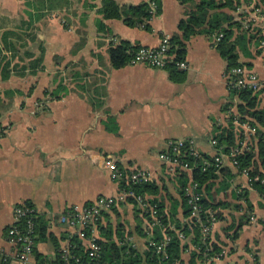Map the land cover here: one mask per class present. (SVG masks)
<instances>
[{
	"label": "crops",
	"instance_id": "0c3cea01",
	"mask_svg": "<svg viewBox=\"0 0 264 264\" xmlns=\"http://www.w3.org/2000/svg\"><path fill=\"white\" fill-rule=\"evenodd\" d=\"M110 1L122 11L147 2ZM105 2L0 0V264H19L5 263L2 254L10 251L5 234L20 204H30L47 222V236L35 247L43 261L33 258L31 264H57V252L73 234L59 217L73 205L116 197L112 165L152 172L160 198L170 207L177 191L161 159L168 142L192 140L199 152L212 156L213 127L225 124L229 114L224 107L232 104L230 110L236 113L238 100L229 94L228 64L217 50L215 35L185 41L187 69H178L179 75L145 64L114 68L109 61V50L121 42L158 47L164 39L181 36L188 3L162 0L144 27L129 26L123 15L105 18ZM238 9L236 19L243 13ZM258 13L248 18L263 27L264 15ZM239 54L242 68L264 82L262 53L257 55L252 47ZM4 64L7 75L2 73ZM258 107L264 109V89ZM242 128L248 138L252 130L245 124ZM223 166L231 171L225 177L228 187L216 185L212 192L226 207L220 208L223 218L212 239L225 251L224 264H264L261 197L227 158ZM244 192L252 211L233 239L227 228L238 227L247 212L235 207L245 203L237 201ZM108 214L106 224L122 226L132 234L128 241L134 248L147 250L150 236L136 233L132 204H118ZM182 258L187 264V250ZM199 264L209 263L204 259Z\"/></svg>",
	"mask_w": 264,
	"mask_h": 264
},
{
	"label": "trees",
	"instance_id": "16d2710c",
	"mask_svg": "<svg viewBox=\"0 0 264 264\" xmlns=\"http://www.w3.org/2000/svg\"><path fill=\"white\" fill-rule=\"evenodd\" d=\"M182 3L189 5L186 20L179 25L181 36H174L169 39V54L173 56L172 62L167 66L170 73L179 75L180 70L176 66L177 62L183 61L186 53L185 41L192 36L207 34H222V38L218 43L217 50L222 58L227 61V74L233 68L242 67L243 63L239 62L240 49L255 48V53H262L260 42L264 40L263 27L257 25L248 17L253 15L255 10H259L260 15H264V0H181ZM252 4L249 10L248 7ZM238 8L243 13L238 15V19L234 17V13ZM159 12L157 10L156 14ZM103 13L105 18H119L121 15L126 17V23L129 26H144L152 18L148 3H144L138 7H130L122 11L116 4L110 0H106ZM264 25V24H263ZM5 39V38H4ZM5 43V42H4ZM138 45H131L127 42H121L117 47L109 50V61L114 68H121L129 63L133 54L140 48ZM7 48V47H6ZM243 54L247 52L242 50ZM7 65H2V73L5 72ZM181 75V73H180ZM182 76V75H181ZM236 78L230 76L228 78V91L232 98L237 97L236 113L231 112L232 104L224 107V111L229 114L225 124L215 125L211 133V143L214 149V155L199 152L197 155L186 146L180 151L179 159L189 164L192 168L191 178L199 184V190L203 196L198 204L204 210H212L218 220L223 218L220 208H225V203L216 202L215 193L212 192L214 187L225 190L228 187L226 183L230 169L222 165L217 166L215 158H227L233 165V168L239 172H246L250 187L261 197L260 206L264 209V109L258 107V95L261 91L254 92L248 88L236 87L234 82ZM247 125L253 130L247 134L244 132L242 125ZM165 153H170L168 149ZM235 162V165L233 164ZM119 172L124 176L118 181L119 191L133 190L136 195H141L147 199L149 203L156 205V217L153 221L151 215L137 208V204L133 198H129L127 202L136 208L137 225L135 231L141 237H149L148 248L143 253L134 248L128 241L131 233H125L122 226L115 229L108 223L109 212L102 213L96 222V231L98 240L96 241L100 247V253L97 258L89 261V264H184L182 255L186 250L189 253V261L187 264H199L204 261L205 254L214 255L221 251V247L216 242L203 240L201 228L191 218V206L188 204L189 196L186 195L185 188L190 181L189 173L177 171L173 175H169L174 187L177 191V198L171 199V206H166L160 198V190L155 181L149 183H132L128 175L131 172L117 166ZM217 188V189H218ZM218 191V190H217ZM244 199L235 207L239 211L247 210L243 217L239 219L238 227L236 224L230 225L227 229L232 230L233 239L237 237V231L242 224V220L249 216L252 206L247 199V194L241 193L237 201ZM30 205V204H28ZM31 206V205H30ZM115 209V206L111 209ZM110 210V211H111ZM181 218H179V216ZM207 214L202 215V221L207 222ZM186 220V221H185ZM35 230V247L37 242L45 240L47 236V222L42 217L35 214L33 217ZM156 222L154 227L150 228V224ZM24 220L19 223L22 229ZM173 225L174 229L170 226ZM181 232L186 236H190L189 242L185 243L178 237ZM164 237L168 238L167 245L163 248L164 254L157 251V245L164 241ZM70 256L87 259L85 247L81 239L75 234L70 235L68 239ZM56 249L58 244L55 243ZM60 251L57 252V264H63L60 259ZM166 258L163 259V256ZM34 259L38 263H42V259L34 249ZM70 264L74 263V259H70Z\"/></svg>",
	"mask_w": 264,
	"mask_h": 264
},
{
	"label": "built area",
	"instance_id": "2783aa9c",
	"mask_svg": "<svg viewBox=\"0 0 264 264\" xmlns=\"http://www.w3.org/2000/svg\"><path fill=\"white\" fill-rule=\"evenodd\" d=\"M162 0H147L151 15H155L159 9V4ZM239 10V9H238ZM264 33V29H263ZM216 43L218 44L222 38V34L214 36ZM262 49V55L264 56V40L260 42ZM170 44L168 39H164L158 47H140L131 57L129 64H145L153 68L163 69L167 67L173 60V56L169 54ZM178 69L186 70L187 65L185 61L176 63ZM232 76L236 80L234 82L236 87L248 88L254 92H258L264 89V82L261 81L254 73L247 72L244 68H233L227 75V79ZM228 82V81H227ZM229 82L227 83V86ZM249 128V127H248ZM250 129V128H249ZM253 131V130H252ZM187 145L197 155L194 142L192 140H172L168 142V149L170 153H163L161 159L166 165L167 173L173 175L177 171H184L189 173L190 181L188 182L185 192L190 198L188 204L191 206V218L199 225L202 232L203 240L210 241L214 232L215 225L218 223V219L215 216L214 211L204 210L198 201L202 198L203 194L199 190V184L191 178L192 168L188 163L181 161L179 158L180 151ZM167 149V150H168ZM216 165H222V158H215ZM235 165V162H233ZM112 180L120 181L123 179V175L119 172L116 165H112ZM246 174V172H244ZM247 175V174H246ZM129 180L134 183H149L155 180L152 172L147 170H133L128 175ZM129 198H133L137 204V208L147 212L151 215L153 221L156 217V205L149 203L147 199L141 195H136L133 190H122L116 197H99L94 202L85 205H73L68 209L66 213L61 215L58 219L59 223L67 225L72 229L79 239L82 240L86 251L87 259L70 256L69 246H64L60 251V259L63 264H70V259H74L76 264H89V261L97 258L100 253V247L97 244L98 236L96 231V222L99 220L102 213L110 212V210L121 203H126ZM37 214L36 209L28 204H20L14 208V222L6 230L5 240L10 246L9 253L3 252L2 260L5 263L15 261L19 264H31L34 258L35 249V230L33 217ZM207 214L208 221H202V215ZM24 220L23 228L19 227V223ZM186 221V220H185ZM156 222L150 224V228L154 227ZM174 229V226H170ZM179 239L187 243L190 240V236H186L183 233H178ZM168 243V238L164 237V241L157 245V251L159 253H165L164 247ZM225 251L214 255L205 254V261L209 264H224ZM166 255L163 256V259ZM105 264V263H102ZM179 264V263H175Z\"/></svg>",
	"mask_w": 264,
	"mask_h": 264
}]
</instances>
